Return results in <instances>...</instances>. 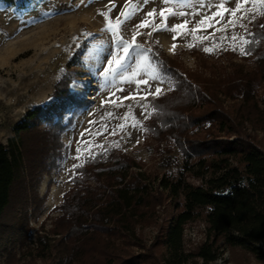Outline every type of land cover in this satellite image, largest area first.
<instances>
[{
  "label": "trees",
  "instance_id": "16d2710c",
  "mask_svg": "<svg viewBox=\"0 0 264 264\" xmlns=\"http://www.w3.org/2000/svg\"><path fill=\"white\" fill-rule=\"evenodd\" d=\"M14 2L0 0V6ZM261 25L264 15L251 22L246 34L250 43L244 48L250 54H241L253 66L245 70L235 64L215 86L199 74H183L172 59L153 46L148 48L149 61L162 77L173 81V87L150 102L146 133L156 140V153L175 152L180 164L177 173L165 169L155 176L163 192L175 200L181 198L175 203L177 212L160 229L155 242L136 253L114 244L113 238L122 235L141 247L135 225L151 219L154 204L166 193L152 191L149 174L130 170L140 169V162L106 146L87 155L75 168L72 186L57 208L60 214L48 230L51 237H35L37 257L45 260L53 250L57 264H184L187 260L207 264L216 259L220 244L225 243L264 263V151L241 125L248 121L264 128ZM69 78L68 73L59 78L52 91L55 99L27 110L13 126L12 135L0 142V246H6L20 228L15 216L5 219L6 211L11 206L23 207L27 222L26 209L36 196L30 198V192L39 169L60 153L62 109L83 102L66 89ZM219 94L231 98L232 104L223 107ZM49 145L54 153H48ZM187 175L198 183L188 181ZM197 219L204 223V239L186 251L183 227ZM24 239L21 236L20 241Z\"/></svg>",
  "mask_w": 264,
  "mask_h": 264
},
{
  "label": "rangeland",
  "instance_id": "374dc122",
  "mask_svg": "<svg viewBox=\"0 0 264 264\" xmlns=\"http://www.w3.org/2000/svg\"><path fill=\"white\" fill-rule=\"evenodd\" d=\"M217 3L218 0H203L201 6L200 0H178L169 5H164L162 0H148L147 3L143 0H15L10 6H0V142H6L12 135L13 126L24 118L27 110L55 99L52 95L54 83L65 73L70 74L66 89L83 99L80 104H67L62 109L64 128L58 139L60 153L55 154V158L52 154L54 161L48 160L44 168L39 169L34 190L30 192V198L36 193L38 201L34 199L27 206V222H24L23 207L11 206L6 211L5 219L10 221L15 216L20 228L6 241V246H0V264H57L53 250L45 260L37 257L39 248H36L34 240L42 234L51 237L48 230L53 226V219L60 214L57 208L64 194L72 186L71 179L76 172L74 165L82 164L87 155L106 146L123 152L142 164L140 169L132 167L130 170L149 174L147 182L154 193L155 190L166 193L157 186L155 176L165 169L173 173L180 170L178 155L175 152L170 155L156 153V140L146 133L152 110L150 102L168 93L173 81L162 77L149 59L141 60L137 76L127 80L116 76L114 81L111 78L106 81L100 73L108 66L116 45L112 33L105 31L107 21L100 13L111 7L109 17L114 21L122 11L138 6L139 10L120 27V36L131 40L133 32L142 33L137 35L136 43L145 49L155 47L176 62L183 74L191 77L199 74L215 86L223 81L235 64H240L245 70L253 66L251 59L241 56L240 48H244L242 40L247 39L253 15L255 19L264 15L259 4L249 2L242 5L235 17L231 11L223 9L219 10L223 12V18L220 15L212 17V13L218 11ZM162 8L186 14L169 17L166 21L169 26L182 24L184 20L189 23L176 32H152L151 27L136 29L142 20L152 21L153 18L146 17V13L153 9L157 10L154 23L161 24L163 18L158 13ZM225 8L235 9L236 4L229 2ZM165 15H168L167 11ZM205 16L212 18L193 34L191 30ZM232 20L237 21L235 26L229 23ZM208 24L212 26L208 27ZM233 36L237 37L235 41ZM204 48L210 51L205 52ZM135 59H130L128 64L135 67ZM153 75L159 78L153 79ZM141 79L147 80L148 84H138ZM157 87L161 89L160 94H155ZM258 93L262 95V90ZM218 97L225 108L233 102L222 94ZM119 125L124 127L121 129ZM241 125L264 151V128L248 121ZM50 144L55 145L54 142ZM52 146H48L50 154ZM77 148L81 150L79 153ZM77 156L80 158L76 159ZM186 177L193 184L198 183L191 175ZM165 195L154 204L151 219L135 225V236L139 238L141 247L122 235L113 238L114 244L135 253L148 249L160 229L165 228L177 212L175 203L181 201L180 197L175 200L167 193ZM21 236L25 238L23 242L20 241ZM203 239L202 220L184 225L183 246L186 251H191ZM184 264L203 263L201 260H187ZM207 264L264 263L247 252L238 248L231 250L221 243L216 259Z\"/></svg>",
  "mask_w": 264,
  "mask_h": 264
},
{
  "label": "snow or ice",
  "instance_id": "6c2138e0",
  "mask_svg": "<svg viewBox=\"0 0 264 264\" xmlns=\"http://www.w3.org/2000/svg\"><path fill=\"white\" fill-rule=\"evenodd\" d=\"M111 2V0H110ZM143 2L147 3L148 0H143ZM164 5H169L178 2V0H162ZM201 6H203V0H200ZM229 2H233L236 4L235 9H227L225 8V5ZM253 3L259 4L262 9H264V0H218L217 3V12L212 13V17H215L217 15H220L221 18H223V12L219 11L220 9H223L225 12L226 11H231V15L235 17L236 12L240 11L242 8V5L247 4V3ZM115 5L113 4V7ZM211 7V5H209ZM111 7L108 8L106 12H101L100 15L104 16L107 24L105 31H110L112 33L113 39L115 41L116 45V51L111 53V58L108 60V66L103 69V72L100 73L101 76L104 77V79L107 81L109 78H111L113 81L115 80L116 76H120L122 79H129L130 77H135L138 75V69L141 66V60H148L150 57L148 56V53L151 51V49H145L143 45L136 43V37L137 35H142V33L139 32H133L131 40L123 39L120 34H119V29L120 27L129 19H131L132 15L138 11V6H134L131 10L127 11H122L120 13V16L116 17L115 20L113 21L109 17V13L111 12ZM165 11H167L168 15H165ZM155 14H157V10L153 9L152 11H149L146 13V17L153 18L151 22L149 20L145 19L142 20L141 23L137 24L135 27L136 29H140L142 27H151L152 32H157L161 30L165 31H170V32H176L177 29H182L185 28V26L189 23L188 20H184L182 24H176V25H171L169 26L166 21L169 17H174V16H185L186 14L184 12H176L172 9H160L159 10V16L163 18L161 24H155L154 19H155ZM264 14V12H262ZM121 17L123 19H121ZM212 17H202L199 21H197L196 27H194L191 31L194 34L197 30V28H200L205 25L206 20L211 19ZM240 19H243V16L240 17ZM253 20H255V16L253 15L252 17ZM230 24L235 26L237 21L232 20L229 21ZM208 27H211V24L207 25ZM243 26V25H242ZM246 27V26H245ZM261 27H264V25H261ZM179 34V33H177ZM148 35H151V32L148 33ZM176 39V35L173 36V40ZM232 39L235 41L237 37L233 36ZM243 44H249L250 41L247 39L242 40ZM193 45H189V47H192ZM173 49H175L176 45L173 44ZM205 52L210 51L209 48H204L203 49ZM235 50V48L233 49ZM121 51L123 52V55H121ZM241 54L248 55L250 54L249 49H245L243 47L240 48ZM135 57V67H132L130 64H128V61ZM131 69V71H129ZM153 79H158L159 77L157 75L152 76ZM138 84H148V81L145 79H141L137 82ZM122 90V89H121ZM161 89L159 87L156 88V93L155 94H160ZM149 95H155L153 93H148ZM124 99H128V97H124ZM155 110V108H153ZM109 115H111L109 113ZM135 126V125H134ZM119 127L122 129L124 125H119ZM81 150L80 148H77V152L79 153ZM80 157L77 156L76 159H79ZM74 167H78L77 165H74Z\"/></svg>",
  "mask_w": 264,
  "mask_h": 264
},
{
  "label": "built area",
  "instance_id": "2783aa9c",
  "mask_svg": "<svg viewBox=\"0 0 264 264\" xmlns=\"http://www.w3.org/2000/svg\"><path fill=\"white\" fill-rule=\"evenodd\" d=\"M262 247L264 248V243L262 244Z\"/></svg>",
  "mask_w": 264,
  "mask_h": 264
}]
</instances>
